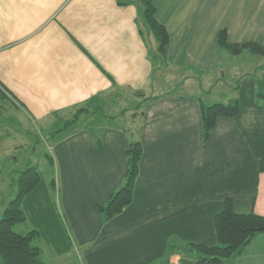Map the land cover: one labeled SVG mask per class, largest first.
Masks as SVG:
<instances>
[{
    "label": "crops",
    "instance_id": "obj_1",
    "mask_svg": "<svg viewBox=\"0 0 264 264\" xmlns=\"http://www.w3.org/2000/svg\"><path fill=\"white\" fill-rule=\"evenodd\" d=\"M154 5L170 38L156 61L139 0H0V85L49 129L51 182L82 264H182L171 247L215 244L227 197L238 213L264 216V56L219 44L221 30L264 44V0ZM127 93L139 102L130 117L91 120L108 96ZM234 100L238 116L219 118L204 139L201 103ZM133 140L143 145L133 200L105 220L98 204L122 185ZM227 264H264V232Z\"/></svg>",
    "mask_w": 264,
    "mask_h": 264
},
{
    "label": "trees",
    "instance_id": "obj_2",
    "mask_svg": "<svg viewBox=\"0 0 264 264\" xmlns=\"http://www.w3.org/2000/svg\"><path fill=\"white\" fill-rule=\"evenodd\" d=\"M145 27L151 31L158 41V53L166 56L169 45V34L165 26L156 17L154 0H139ZM219 44L232 54L239 55L244 51L264 56V44L255 41L232 43L228 40L226 30L219 32ZM7 93L0 85V99ZM80 108L72 119L64 122L60 130L73 126ZM204 139H207L219 118H236L240 113V103L234 100L228 103L216 102L211 105L201 103ZM100 143V139L98 138ZM143 156V145L139 140L131 141L127 150L128 168L122 185L115 190L106 202L98 204V209L105 220L121 213L129 206L134 197L136 180ZM53 163V160L50 156ZM18 194L9 202L0 217V264H44L42 249L34 243L41 235V230L32 229L27 233L16 230L18 222L26 220L23 209L25 198H29L42 183V176L36 167L28 166L17 179ZM217 242L213 245L187 243L173 251H179L182 264H227L229 260L239 256L258 233L264 232V216L255 212L238 213L231 197L224 200L223 207L214 216Z\"/></svg>",
    "mask_w": 264,
    "mask_h": 264
},
{
    "label": "rangeland",
    "instance_id": "obj_3",
    "mask_svg": "<svg viewBox=\"0 0 264 264\" xmlns=\"http://www.w3.org/2000/svg\"><path fill=\"white\" fill-rule=\"evenodd\" d=\"M146 32L151 55L156 61L157 39L147 28ZM126 96H122L121 99L120 95L108 96L109 100L101 106V112L91 120L98 125L104 124L110 121L109 117H118L125 111H129V115H125L126 118L130 117L139 102H136V98L130 93ZM30 119L13 105L11 99L5 97L0 99V217L9 202L18 194L19 174L28 166L36 167L42 176V183L29 198L24 199L23 209L27 218L18 222L15 228L22 233H27L32 229L41 230V235L34 239V243L42 249L44 264H55L58 260L56 264H82L79 248L73 245V251L70 250L68 232L59 214L57 190L51 182L55 172L50 159L52 136L48 128ZM115 122L114 120L113 123ZM42 218L53 221L51 223L53 229L46 228L47 224L42 221ZM57 245L63 250L65 245H68L72 256L64 255L62 259L58 257L61 254L56 250Z\"/></svg>",
    "mask_w": 264,
    "mask_h": 264
}]
</instances>
